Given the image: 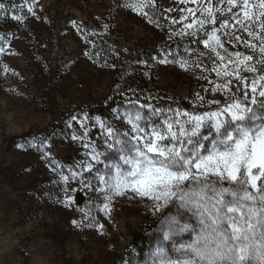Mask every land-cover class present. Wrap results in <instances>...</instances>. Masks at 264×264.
Listing matches in <instances>:
<instances>
[{"label":"snow or ice","instance_id":"snow-or-ice-1","mask_svg":"<svg viewBox=\"0 0 264 264\" xmlns=\"http://www.w3.org/2000/svg\"><path fill=\"white\" fill-rule=\"evenodd\" d=\"M174 2L182 7L167 9L176 15L168 18L165 35L169 41L184 40L186 47L177 59L170 58L165 44L153 61L181 69L191 63L201 71L198 79L208 87L201 85L190 100L181 98L189 100L187 109L174 97L160 103L161 98L149 94L141 102L142 92L129 88L125 103L132 107L121 110L117 105L111 119L87 112L69 116L66 125L79 123L70 139L85 149L83 160L71 165L56 160L49 144L55 133L21 147L36 148L49 160L59 178L53 183L63 184L64 199L57 203H74L73 182L103 211L117 197L146 198L158 215L162 234L147 264H264V0ZM154 5L155 0L122 4L163 29ZM35 7L36 0H0V19L10 18L26 30L29 18L41 19ZM102 27L107 31L109 25ZM8 35L0 33V53L6 51ZM96 35L87 33L85 43H92L90 37ZM240 45L244 51L237 50ZM84 54L89 59L99 55ZM213 73L215 78L209 79ZM117 88L116 94L124 95L125 90ZM153 100L157 103L149 102ZM96 127L107 149H117L118 160L101 159L105 153L89 139ZM203 128L209 129L207 135ZM181 210L192 213L194 222L185 220ZM79 211L85 219L91 216L90 208ZM92 221L95 217L88 226ZM82 223L72 221L76 226ZM184 233H191V238L177 239ZM169 244L174 256L169 255Z\"/></svg>","mask_w":264,"mask_h":264},{"label":"rangeland","instance_id":"rangeland-1","mask_svg":"<svg viewBox=\"0 0 264 264\" xmlns=\"http://www.w3.org/2000/svg\"><path fill=\"white\" fill-rule=\"evenodd\" d=\"M122 4L123 0H36L41 19L29 18L26 30L10 18L0 19V33H9L6 51L0 53V264H147L162 238L158 215L146 198L117 197L103 211L73 182L74 203H57L64 199L63 184L53 183L59 178L49 160L36 148L21 147L55 133L49 141L51 152L62 164L71 165L85 158V149L70 139L79 123L66 125L69 116L87 112L111 119L117 105L121 110L132 107L125 103L129 88L142 92L141 102L149 94L161 98L160 103L174 97L187 109L193 93L201 85L208 87L191 63L181 69L153 61L165 44L170 58L183 54L185 41H169L164 31L168 18L176 15L167 9L182 5L155 0V18L162 29ZM104 24L109 25L107 31ZM93 31L97 35L86 44L85 35ZM87 51L99 55L89 59ZM214 78L213 73L209 79ZM118 85L124 95L116 94ZM201 131L209 133L208 128ZM89 139L105 153L102 160H118L117 149L109 150L103 143L101 129L92 128ZM86 207L91 209L87 219L79 211ZM181 211L185 220L194 222L192 213ZM92 217L95 221L88 226ZM73 220L83 223L76 226ZM140 234L145 240L137 248L133 243ZM190 238L191 233H184L177 239ZM167 247L174 256L170 244Z\"/></svg>","mask_w":264,"mask_h":264},{"label":"trees","instance_id":"trees-1","mask_svg":"<svg viewBox=\"0 0 264 264\" xmlns=\"http://www.w3.org/2000/svg\"><path fill=\"white\" fill-rule=\"evenodd\" d=\"M144 236L140 234L139 240L134 241L133 245H137V248L139 247V244L143 245L144 244ZM140 248V247H139Z\"/></svg>","mask_w":264,"mask_h":264}]
</instances>
